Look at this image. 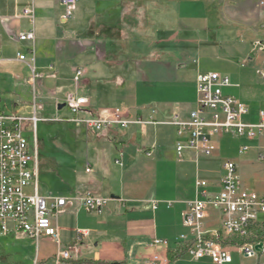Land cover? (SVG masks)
<instances>
[{"label":"crops","instance_id":"crops-1","mask_svg":"<svg viewBox=\"0 0 264 264\" xmlns=\"http://www.w3.org/2000/svg\"><path fill=\"white\" fill-rule=\"evenodd\" d=\"M24 9L32 19L20 16ZM63 13L59 0H0V80L7 76L24 93L36 120L45 119L37 111H60L62 96L77 90L93 116L117 108L152 123L101 132L74 124L83 170L74 169L72 186L59 195L71 200L54 218L57 241L40 237L33 264H214L173 253L180 235L192 236L184 215L195 199L218 193L226 160L235 163L242 188L264 194V137L205 128L211 154L187 149L178 156L184 137L174 118L185 121L196 108L197 75L216 72L229 79L222 94L247 105L244 121L259 120L264 51L253 50L259 25L225 24L203 0H77L71 18ZM24 31L33 40H19ZM78 68L83 74L75 84ZM69 117L67 109L56 119ZM241 146L247 149L239 152ZM37 193L47 196L38 186ZM86 194L109 201L100 213L87 212L73 199ZM220 221L219 211L209 210L203 225L214 231ZM8 235L34 241L22 232L1 237ZM154 238L168 245L151 246ZM62 249L70 259L57 258ZM231 251L233 264H264V253L246 258Z\"/></svg>","mask_w":264,"mask_h":264},{"label":"built area","instance_id":"built-area-1","mask_svg":"<svg viewBox=\"0 0 264 264\" xmlns=\"http://www.w3.org/2000/svg\"><path fill=\"white\" fill-rule=\"evenodd\" d=\"M59 2L64 8L62 18H71L77 0ZM254 4L260 12L259 28L262 34L254 39L253 50L264 51V0H254ZM20 16L32 19V10L24 9ZM33 38L32 31L20 32L18 35L21 41ZM18 59L24 60V54L18 55ZM32 73L34 77L33 70ZM82 74V69L74 70L75 84ZM228 84V77L216 72L197 75L196 108L188 113L185 121L174 118V123L179 126L177 134L184 137L183 141L176 144L178 156L187 149L203 156L211 154L213 145L204 132L205 128L209 129V134L224 130L249 139L264 137V113H259L256 123L244 121L248 114L247 105L222 94V87ZM60 102L68 109L70 117L57 120L83 125L94 132L109 127L126 128L130 124L152 123L150 119L139 116L127 117L117 108L104 109L99 115L93 116L87 112L86 97L77 90L65 93ZM25 120L0 111V237L10 232H22L36 241L43 236L57 241L54 218L71 198L37 193L36 144L31 147L23 135ZM246 149V146H241L239 152ZM259 158L263 156L260 154ZM223 169L218 193L190 203L183 224L190 229L192 236H179L173 249L175 256L186 255L194 260L207 258L214 264H233L231 250L246 258L264 253V221L258 219L259 214H264V194L241 187L232 160L224 161ZM195 184L198 187L207 186V182L202 179H196ZM201 193L204 196L205 193ZM73 199L78 206L91 213H100L109 201V198L92 194L75 196ZM209 210L221 214L219 228L214 231L207 230L203 225ZM258 243H261L259 252L254 248ZM167 245L166 239L154 238L151 241V246ZM57 258L70 259L71 255L68 250L62 249L57 253Z\"/></svg>","mask_w":264,"mask_h":264},{"label":"rangeland","instance_id":"rangeland-1","mask_svg":"<svg viewBox=\"0 0 264 264\" xmlns=\"http://www.w3.org/2000/svg\"><path fill=\"white\" fill-rule=\"evenodd\" d=\"M210 13L225 24L259 25L260 12L254 0H203ZM77 15V14H76ZM214 62V61H212ZM30 71V68H28ZM7 76L0 80V111L9 116L25 118L23 135L31 147L36 144L37 185L47 196L63 195L71 185L74 171L83 170V154L75 140L73 123L57 120L67 114L66 107L60 111L36 112L24 93L14 88ZM26 91V90H25ZM75 169V170H74ZM38 240H21L16 235L0 238V264H33L32 254L39 248ZM235 259V256H234ZM240 257H236L239 262ZM264 261V258L261 259ZM244 264H252L247 259Z\"/></svg>","mask_w":264,"mask_h":264},{"label":"water","instance_id":"water-1","mask_svg":"<svg viewBox=\"0 0 264 264\" xmlns=\"http://www.w3.org/2000/svg\"><path fill=\"white\" fill-rule=\"evenodd\" d=\"M63 106H64V104L63 103H60V104L57 105V108L60 109ZM254 248H255L256 251L259 252L260 251V248H261V243L256 244Z\"/></svg>","mask_w":264,"mask_h":264}]
</instances>
